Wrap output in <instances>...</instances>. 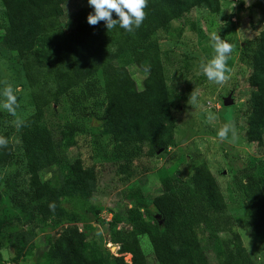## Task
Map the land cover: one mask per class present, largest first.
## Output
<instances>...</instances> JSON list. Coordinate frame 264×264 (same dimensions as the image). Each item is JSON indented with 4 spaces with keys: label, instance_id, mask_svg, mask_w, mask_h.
<instances>
[{
    "label": "trees",
    "instance_id": "trees-1",
    "mask_svg": "<svg viewBox=\"0 0 264 264\" xmlns=\"http://www.w3.org/2000/svg\"><path fill=\"white\" fill-rule=\"evenodd\" d=\"M80 0H0L4 32L0 44L21 61L33 100V112L19 129L22 155L29 175V189L22 195L15 190L10 201L22 211L43 222L78 221L74 213L62 206V200L88 202L97 189V174L86 168L80 158L68 161L59 145L74 146L76 128L66 125L61 137L45 124L46 109L58 105L80 85H91L98 73L102 76L106 108L100 134L113 144L111 164L123 178L134 175L133 162L143 156L153 157L175 146L176 121L172 115L174 100L166 83L161 61L158 34H168L173 22L181 21L193 9L205 7L219 12V0H148L142 25L129 33L117 26L107 30L101 21L87 23L91 7L79 9L72 29H65L61 19L64 5ZM113 13V19H117ZM182 29H178V36ZM252 73L248 100L245 138L248 143L263 145L264 135V29L247 44ZM128 66L144 74L137 86ZM149 71L146 73L145 68ZM8 140L7 134H3ZM11 142L0 148V166L14 158ZM161 155V153H160ZM257 180L241 183L244 209L248 216L264 227V160L260 161ZM59 169L58 182L44 180L43 172ZM162 194L152 200L150 219L138 208L127 210L130 229L107 232V244L118 247L116 255L109 248L88 241L77 227L64 231L43 254V264H147L140 238L152 240L153 256L158 264H212L199 242L196 227L206 218L221 214L227 205L214 175L205 167H196L188 180L165 177ZM134 193V192H133ZM136 193V192H135ZM142 201V197H140ZM3 192L0 190V205ZM140 204V200L137 202ZM157 221L156 222H153ZM111 224L112 227L117 226ZM255 223V224H256ZM11 222L0 219V235ZM263 229V228H262ZM261 229V230H262ZM166 243L174 245L169 250ZM33 232L30 233L32 235ZM20 234H9V246L17 256L24 245ZM216 264H254L238 235L232 250Z\"/></svg>",
    "mask_w": 264,
    "mask_h": 264
},
{
    "label": "rangeland",
    "instance_id": "rangeland-1",
    "mask_svg": "<svg viewBox=\"0 0 264 264\" xmlns=\"http://www.w3.org/2000/svg\"><path fill=\"white\" fill-rule=\"evenodd\" d=\"M87 7V0L66 3L62 26L72 29L76 12ZM4 26L0 5V38ZM180 28L182 33L178 36ZM263 29L264 0H219L218 13H211L205 7L195 8L181 21L173 22L168 34H158L166 83L174 100L172 115L176 121V144L163 154L161 151V155L143 156L134 161V175L129 179L114 170L115 166L110 163L113 144L108 136L100 134L106 108L100 73L90 86L80 85L58 105L46 109L44 121L55 136L61 137L67 124L76 128L74 146L65 148L61 143V155L70 162L80 158L84 167L93 168L97 174V189L88 202L62 200L63 208L74 213L77 222H43L40 217H32L31 211H22L12 204L10 197L15 190L19 195L28 191L29 175L22 155L20 132L13 125L15 118L0 108V135H8L15 154L10 162L0 166V190L3 192L0 219L11 222V226L0 235V264H43L47 242L72 227L83 231L88 241L99 246L105 244L116 255L118 247L107 244V232L130 229L127 210L138 208L143 218L150 219L148 213L152 211V200L163 192L162 179L169 176L186 181L199 166L214 175L227 205L224 212L206 218L196 227L209 262L216 264L222 260L232 250L234 236L238 235L254 264H264V227L246 213L241 185L246 180L256 181L262 175L258 173V166L264 160V139L262 146L248 143L245 130L252 92L248 84L252 64L247 44L254 41ZM213 32L233 46L227 61L231 69L229 79L223 85L208 81L199 68L201 61L207 62L213 56L209 42V35ZM128 69L140 88L144 74L134 66H128ZM3 81L17 90V113L26 119L34 106L21 61L0 44V91L4 87ZM194 89L199 96L198 102L192 105L188 99ZM229 95L233 103L224 106L223 100ZM209 111L215 114V120L206 118ZM225 123L235 129V139L231 133L228 139H219L218 130ZM56 175H60L59 169L51 167L43 172L42 177L54 183L59 180ZM139 200L140 204L137 203ZM116 222L117 226L112 227L111 224ZM9 234L22 235L19 238H22L24 247L19 256L9 246ZM162 235L160 233L158 238ZM161 239L169 250L173 249L174 245ZM140 245L147 264H158L153 256L152 240L143 236ZM124 256L130 264L131 256Z\"/></svg>",
    "mask_w": 264,
    "mask_h": 264
},
{
    "label": "clouds",
    "instance_id": "clouds-1",
    "mask_svg": "<svg viewBox=\"0 0 264 264\" xmlns=\"http://www.w3.org/2000/svg\"><path fill=\"white\" fill-rule=\"evenodd\" d=\"M88 6L93 9L87 16V23L91 26L98 25L101 21L106 25L107 30H112L119 26L125 31L132 33L138 29L146 18L145 8L148 0H87ZM247 2V0H246ZM113 13L118 17L113 19ZM210 46L213 49V56L207 62L201 61L200 71L207 77L208 81L223 85L228 79L231 69L227 61L233 50V46L222 39L219 34L213 32L209 35ZM149 68H145L147 73ZM4 87L0 91V108L6 110L15 119L13 125L16 129L26 126L25 120L17 113L19 107L16 95V89L7 81L2 82ZM199 93L194 89L189 96L188 103L195 105L198 102ZM209 121L217 117L209 111L206 117ZM231 133L232 139H235V129L230 123H225L218 130L220 140H226ZM9 140L0 135V148H7Z\"/></svg>",
    "mask_w": 264,
    "mask_h": 264
},
{
    "label": "water",
    "instance_id": "water-1",
    "mask_svg": "<svg viewBox=\"0 0 264 264\" xmlns=\"http://www.w3.org/2000/svg\"><path fill=\"white\" fill-rule=\"evenodd\" d=\"M233 101L231 100V96L229 95L227 98H224L223 105L229 106L232 105ZM115 250V248H112V251Z\"/></svg>",
    "mask_w": 264,
    "mask_h": 264
},
{
    "label": "built area",
    "instance_id": "built-area-1",
    "mask_svg": "<svg viewBox=\"0 0 264 264\" xmlns=\"http://www.w3.org/2000/svg\"><path fill=\"white\" fill-rule=\"evenodd\" d=\"M11 264H15V263H11Z\"/></svg>",
    "mask_w": 264,
    "mask_h": 264
}]
</instances>
